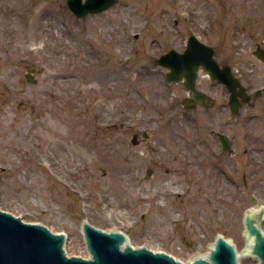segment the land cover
Here are the masks:
<instances>
[{
	"label": "rangeland",
	"instance_id": "1",
	"mask_svg": "<svg viewBox=\"0 0 264 264\" xmlns=\"http://www.w3.org/2000/svg\"><path fill=\"white\" fill-rule=\"evenodd\" d=\"M192 35L251 95L239 114L204 71L206 106L166 82L156 60ZM258 44L264 0H118L80 20L66 0H0V209L64 233L69 257L90 256L84 222L183 264L220 234L241 254L245 213L264 205Z\"/></svg>",
	"mask_w": 264,
	"mask_h": 264
},
{
	"label": "water",
	"instance_id": "2",
	"mask_svg": "<svg viewBox=\"0 0 264 264\" xmlns=\"http://www.w3.org/2000/svg\"><path fill=\"white\" fill-rule=\"evenodd\" d=\"M118 0H66L68 9L77 19L101 14L117 4ZM253 55L264 63V48L257 45ZM213 47L201 42L192 35L184 52L171 50L156 60V63L169 71L165 75L168 84L183 83L192 95L189 105L208 104V97L197 91L199 71L204 70L211 80L224 85L229 92V107L239 114L244 105L251 102V95L235 75L230 66H220L215 60ZM36 69L28 68L26 79L36 85ZM261 91H257L259 96ZM134 144L137 141L134 140ZM222 148L231 151V143L226 135H221ZM153 171L148 170L149 178ZM264 205L258 209L249 208L244 216V238L246 246L241 254L223 235H218L206 256L193 258L189 264H239L240 257L253 258L264 264ZM82 231L90 259L68 257L64 245L65 234L51 232L41 224H30L0 209V264H183L165 252H153L147 247L134 248L128 237L120 231H104L88 222L82 224Z\"/></svg>",
	"mask_w": 264,
	"mask_h": 264
},
{
	"label": "flooded vegetation",
	"instance_id": "3",
	"mask_svg": "<svg viewBox=\"0 0 264 264\" xmlns=\"http://www.w3.org/2000/svg\"><path fill=\"white\" fill-rule=\"evenodd\" d=\"M206 73V72H205ZM212 82H214V81H212ZM218 83V82H217ZM221 85V84H220ZM223 86V85H222ZM188 92V91H187ZM198 92H200V93H204V92H202L200 89H199V87H198ZM188 94H189V98H188V100H187V105L188 106H190V107H197V106H200V105H198V104H196V105H189L188 104V101H190L191 100V93H189L188 92ZM210 102V99H209V97H208V103ZM221 135L222 134H220V136H219V138H220V144H221V149L223 150V148H222V143H221ZM227 136V135H226ZM229 139V138H228ZM230 141V140H229ZM230 143H231V141H230ZM231 149H232V144H231ZM223 151H225V150H223ZM227 152H229V151H227ZM231 152V151H230Z\"/></svg>",
	"mask_w": 264,
	"mask_h": 264
},
{
	"label": "bare ground",
	"instance_id": "4",
	"mask_svg": "<svg viewBox=\"0 0 264 264\" xmlns=\"http://www.w3.org/2000/svg\"><path fill=\"white\" fill-rule=\"evenodd\" d=\"M260 207V205L258 207H255L256 209H258ZM155 252H159V251H155ZM67 254V253H66ZM203 256H206V255H203ZM90 256H86L85 258L88 259ZM196 257H200V256H196Z\"/></svg>",
	"mask_w": 264,
	"mask_h": 264
}]
</instances>
